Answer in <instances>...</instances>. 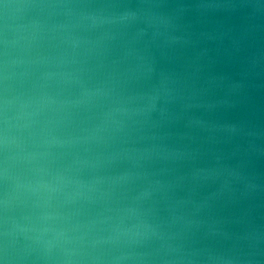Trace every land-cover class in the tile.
I'll return each instance as SVG.
<instances>
[{
  "label": "clouds",
  "instance_id": "clouds-1",
  "mask_svg": "<svg viewBox=\"0 0 264 264\" xmlns=\"http://www.w3.org/2000/svg\"><path fill=\"white\" fill-rule=\"evenodd\" d=\"M0 264H264V0H0Z\"/></svg>",
  "mask_w": 264,
  "mask_h": 264
}]
</instances>
